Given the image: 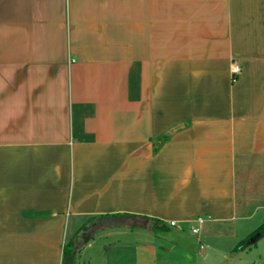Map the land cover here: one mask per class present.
Instances as JSON below:
<instances>
[{"label":"crops","instance_id":"obj_1","mask_svg":"<svg viewBox=\"0 0 264 264\" xmlns=\"http://www.w3.org/2000/svg\"><path fill=\"white\" fill-rule=\"evenodd\" d=\"M263 221L264 0H0V264H264Z\"/></svg>","mask_w":264,"mask_h":264},{"label":"trees","instance_id":"obj_2","mask_svg":"<svg viewBox=\"0 0 264 264\" xmlns=\"http://www.w3.org/2000/svg\"><path fill=\"white\" fill-rule=\"evenodd\" d=\"M264 235V221L252 230L249 235L241 239L233 248L237 249L243 246L249 245L252 241L256 240L258 237ZM62 262L61 264H73L75 257V246L73 240H69L64 243L62 247Z\"/></svg>","mask_w":264,"mask_h":264},{"label":"built area","instance_id":"obj_3","mask_svg":"<svg viewBox=\"0 0 264 264\" xmlns=\"http://www.w3.org/2000/svg\"><path fill=\"white\" fill-rule=\"evenodd\" d=\"M240 72V65L237 63V62H234L232 64V77L233 79H236L237 77V74ZM199 221H202V218H199L198 219ZM174 221H171V224H173ZM192 231L193 232H197L198 231V227H194L192 226ZM201 246V245H200Z\"/></svg>","mask_w":264,"mask_h":264},{"label":"rangeland","instance_id":"obj_4","mask_svg":"<svg viewBox=\"0 0 264 264\" xmlns=\"http://www.w3.org/2000/svg\"><path fill=\"white\" fill-rule=\"evenodd\" d=\"M250 246H251L250 248L252 249V251H250L249 257L254 258V256L256 255L257 252L262 253V255L264 256V240L260 241V243L257 246L258 249L253 248L254 247L253 244H251Z\"/></svg>","mask_w":264,"mask_h":264}]
</instances>
